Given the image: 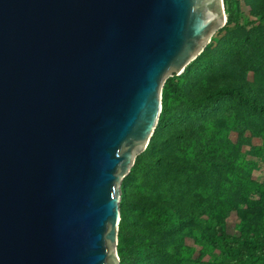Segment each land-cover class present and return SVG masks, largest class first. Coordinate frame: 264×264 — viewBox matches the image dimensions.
<instances>
[{
    "label": "water",
    "instance_id": "obj_1",
    "mask_svg": "<svg viewBox=\"0 0 264 264\" xmlns=\"http://www.w3.org/2000/svg\"><path fill=\"white\" fill-rule=\"evenodd\" d=\"M223 0H0V264H119L121 183Z\"/></svg>",
    "mask_w": 264,
    "mask_h": 264
},
{
    "label": "trees",
    "instance_id": "obj_2",
    "mask_svg": "<svg viewBox=\"0 0 264 264\" xmlns=\"http://www.w3.org/2000/svg\"><path fill=\"white\" fill-rule=\"evenodd\" d=\"M223 1L229 33L166 79L154 132L122 180L119 264H264V172L254 174L264 164V44L255 64L248 51L209 60L232 41L260 47L264 25L254 33L239 0ZM254 2L264 22V0Z\"/></svg>",
    "mask_w": 264,
    "mask_h": 264
},
{
    "label": "rangeland",
    "instance_id": "obj_3",
    "mask_svg": "<svg viewBox=\"0 0 264 264\" xmlns=\"http://www.w3.org/2000/svg\"><path fill=\"white\" fill-rule=\"evenodd\" d=\"M240 2V9H241V14H240V23L242 24H246L247 22H254V24L251 23H247L248 27H251L249 30H252L255 33V30L252 28L253 26H259L262 27L264 25V22H258L253 14V10H254V6H255V2L254 0H248L249 4H247V2L245 0H239ZM254 4V5H253ZM254 7V8H253ZM231 28V26L227 27V26H223L220 29H218L211 37L210 42L208 44H213L215 46V49H217L220 46V43L217 44V39H222L227 33H229V29ZM243 38V34L242 37ZM216 40V41H215ZM233 44L229 45L226 47V49L224 51H220L218 56L215 57V54H212L211 56H209V60L213 61H225V55L227 56V54L230 52H238L240 55H242V53H245V51H248L249 56L248 59L249 61H252L253 64L256 63V57H254L252 54L256 55V56H260L261 54V50L260 48H262V45L264 44V42H262V44L258 47L255 43V46H250L247 47V43L245 41H243L242 43H240L239 45L235 43V41H232ZM207 44V45H208ZM254 50V51H253ZM252 51V52H251ZM264 51V50H263ZM212 53H215V51H213ZM221 54V56H220ZM247 54V53H246ZM226 62V61H225ZM255 67L258 68V65H255ZM172 77V76H171ZM259 140L258 139H253V144H259ZM244 149H246V147H244ZM261 166L259 168L258 171H256L255 177L257 179H261L263 172H264V164L260 163ZM231 222L233 223V220H231ZM230 222V225H231ZM187 243L191 244L190 240H187Z\"/></svg>",
    "mask_w": 264,
    "mask_h": 264
}]
</instances>
